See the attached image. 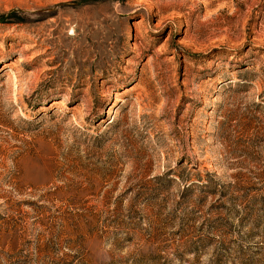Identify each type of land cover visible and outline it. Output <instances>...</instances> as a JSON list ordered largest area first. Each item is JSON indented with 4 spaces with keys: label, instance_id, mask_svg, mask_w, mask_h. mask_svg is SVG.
<instances>
[{
    "label": "rangeland",
    "instance_id": "obj_1",
    "mask_svg": "<svg viewBox=\"0 0 264 264\" xmlns=\"http://www.w3.org/2000/svg\"><path fill=\"white\" fill-rule=\"evenodd\" d=\"M0 264H264V0H0Z\"/></svg>",
    "mask_w": 264,
    "mask_h": 264
}]
</instances>
